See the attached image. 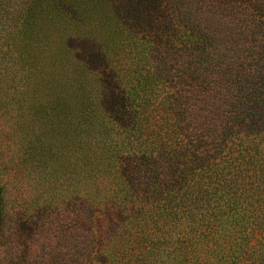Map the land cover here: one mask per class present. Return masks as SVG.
<instances>
[{
	"label": "trees",
	"instance_id": "trees-1",
	"mask_svg": "<svg viewBox=\"0 0 264 264\" xmlns=\"http://www.w3.org/2000/svg\"><path fill=\"white\" fill-rule=\"evenodd\" d=\"M76 214L103 264H264V0H0V238Z\"/></svg>",
	"mask_w": 264,
	"mask_h": 264
},
{
	"label": "rangeland",
	"instance_id": "rangeland-1",
	"mask_svg": "<svg viewBox=\"0 0 264 264\" xmlns=\"http://www.w3.org/2000/svg\"><path fill=\"white\" fill-rule=\"evenodd\" d=\"M23 209L24 205H18L14 207L13 212H20ZM69 216H71V211H69ZM14 225L16 233H18L17 231H19V233L22 232V224L18 222L17 224H15V222H10L6 227L9 228ZM87 227L86 221L78 219L77 214L69 219L66 216L53 219L47 226L43 227V231L31 237L33 242L30 244L31 247L29 246L30 256L35 259V256L39 258L42 257L41 255H45L46 260L40 264H103V257L98 255V251L92 250L89 252V250L86 249L87 242L84 235ZM32 230L34 232L35 228H32ZM66 232L69 234L70 238L68 236L66 240H60L59 236L63 235V238H65ZM26 237L27 235L23 236V238ZM17 243L18 244L14 245L10 238L9 240L0 238V264H37L36 260H38V258L36 260L30 259L29 262H26L23 257L20 256L21 252L18 253L19 249L16 248L19 242L17 241ZM59 246L60 248H58ZM18 248L23 250L22 247ZM57 248L61 249V251L56 250ZM24 251L26 250L24 249ZM55 256H59L60 258L58 259H64V261H57L54 258ZM200 257L203 258H201L198 264H225V259L221 252L219 255H200ZM203 259H205V262Z\"/></svg>",
	"mask_w": 264,
	"mask_h": 264
}]
</instances>
